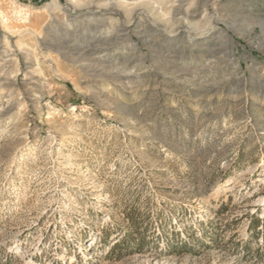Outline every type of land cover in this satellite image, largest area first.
Instances as JSON below:
<instances>
[{
  "label": "rangeland",
  "instance_id": "374dc122",
  "mask_svg": "<svg viewBox=\"0 0 264 264\" xmlns=\"http://www.w3.org/2000/svg\"><path fill=\"white\" fill-rule=\"evenodd\" d=\"M256 217L264 0H0V264H264Z\"/></svg>",
  "mask_w": 264,
  "mask_h": 264
},
{
  "label": "trees",
  "instance_id": "16d2710c",
  "mask_svg": "<svg viewBox=\"0 0 264 264\" xmlns=\"http://www.w3.org/2000/svg\"><path fill=\"white\" fill-rule=\"evenodd\" d=\"M252 226L251 229L252 231H259L256 232L259 234L261 232L262 236H264V217H262L261 220H259L257 217L252 219Z\"/></svg>",
  "mask_w": 264,
  "mask_h": 264
},
{
  "label": "bare ground",
  "instance_id": "6f19581e",
  "mask_svg": "<svg viewBox=\"0 0 264 264\" xmlns=\"http://www.w3.org/2000/svg\"><path fill=\"white\" fill-rule=\"evenodd\" d=\"M93 48V47H92ZM91 49V48H90ZM104 50V49H103ZM95 54V53H94Z\"/></svg>",
  "mask_w": 264,
  "mask_h": 264
}]
</instances>
